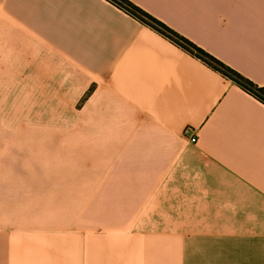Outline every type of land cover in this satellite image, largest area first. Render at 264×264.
Masks as SVG:
<instances>
[{
	"label": "crops",
	"instance_id": "1",
	"mask_svg": "<svg viewBox=\"0 0 264 264\" xmlns=\"http://www.w3.org/2000/svg\"><path fill=\"white\" fill-rule=\"evenodd\" d=\"M129 1L264 87V0ZM0 264H264V103L109 0H0Z\"/></svg>",
	"mask_w": 264,
	"mask_h": 264
},
{
	"label": "trees",
	"instance_id": "2",
	"mask_svg": "<svg viewBox=\"0 0 264 264\" xmlns=\"http://www.w3.org/2000/svg\"><path fill=\"white\" fill-rule=\"evenodd\" d=\"M110 3L114 4L118 8L124 10L130 16L138 19L139 21L143 22L144 24L158 30L162 35L171 39L174 43L178 44V46L182 47L186 51L194 54L196 57L200 58L202 61L207 63L212 67V69L219 71L223 75L229 77V79L235 81L237 84L240 85L243 89H245L248 93L256 97L257 99L261 100L264 103V87L259 86L252 81L246 79L245 76L241 75L237 71L231 69L229 65L225 64L224 62L220 61L219 59L215 58L209 52L205 51L203 48L197 46L194 42L190 41L189 39L181 36L178 34L177 31L170 28L166 24L162 23L161 20L153 17L143 8L137 6L136 4L132 3L129 0H109ZM229 74H227L226 72ZM240 80L241 82H239ZM250 85L249 87H253L254 90H251L244 85Z\"/></svg>",
	"mask_w": 264,
	"mask_h": 264
},
{
	"label": "built area",
	"instance_id": "3",
	"mask_svg": "<svg viewBox=\"0 0 264 264\" xmlns=\"http://www.w3.org/2000/svg\"><path fill=\"white\" fill-rule=\"evenodd\" d=\"M183 135L185 138L188 139V141L195 143L196 142V134H194V132L190 129V128H185Z\"/></svg>",
	"mask_w": 264,
	"mask_h": 264
},
{
	"label": "rangeland",
	"instance_id": "4",
	"mask_svg": "<svg viewBox=\"0 0 264 264\" xmlns=\"http://www.w3.org/2000/svg\"><path fill=\"white\" fill-rule=\"evenodd\" d=\"M223 71V70H222ZM223 72H226V71H223ZM227 74H229L228 72H226ZM239 82H241L240 80H238ZM244 83V85H246L247 88L251 89V90H254L253 87H249L250 85L246 84L245 82H242ZM8 112V110H7ZM12 112V111H11ZM50 164H53V162H50ZM20 165L23 169H25L24 167H26L28 165V163L26 162V159L25 158H21L20 157ZM32 165V164H31ZM54 166H57L56 164H53Z\"/></svg>",
	"mask_w": 264,
	"mask_h": 264
}]
</instances>
